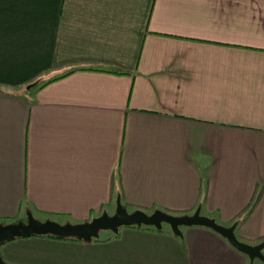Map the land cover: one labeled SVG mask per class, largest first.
<instances>
[{"label":"crops","instance_id":"crops-1","mask_svg":"<svg viewBox=\"0 0 264 264\" xmlns=\"http://www.w3.org/2000/svg\"><path fill=\"white\" fill-rule=\"evenodd\" d=\"M117 172L128 210L199 206L226 226L262 189L235 234L264 240V0H0V218L114 212ZM161 229L122 226L90 242L18 237L0 255L264 264L209 227Z\"/></svg>","mask_w":264,"mask_h":264},{"label":"water","instance_id":"water-1","mask_svg":"<svg viewBox=\"0 0 264 264\" xmlns=\"http://www.w3.org/2000/svg\"><path fill=\"white\" fill-rule=\"evenodd\" d=\"M31 86L32 84H29L27 88ZM25 214V220L18 219L12 222L0 223V245L14 238L31 235H53L59 238L73 237L84 242H90L93 238L99 237V232L102 230L118 233L120 227L133 225H149L160 229L163 223L169 225L173 234L181 236V226L200 225L209 227L219 233L231 246L246 254L250 259L258 258L264 262L262 251L264 240L251 244L238 239L235 234L236 223L228 226L220 224L214 218L201 214L199 206L191 214H172L159 208L147 213L142 209L128 210L118 194L115 199L113 213L103 210L101 214L83 222H59L50 217L38 219L30 209H26ZM0 264H8L1 255Z\"/></svg>","mask_w":264,"mask_h":264},{"label":"trees","instance_id":"trees-1","mask_svg":"<svg viewBox=\"0 0 264 264\" xmlns=\"http://www.w3.org/2000/svg\"><path fill=\"white\" fill-rule=\"evenodd\" d=\"M125 73H127V71L123 70ZM122 71V73H123ZM65 75V74H63ZM63 75L61 76H56L54 78H50V79H47V80H44L42 81L39 78H37L34 82H33V86L35 89H39L41 87H43L44 85H46L47 83H49L50 81L54 80V79H57V78H60L62 77ZM120 176H119V173L117 172V174L115 175V178H113V184H112V194H111V201L112 199H114V197H116L118 194L121 196V192H120ZM261 193H262V189H257L254 193V195L252 196V199L250 200L249 204L243 209L241 210V212L238 214L237 217L234 218V221L232 222L233 223H236V227L237 226H240L244 220L252 213V211L255 209L256 205L258 204L259 202V199L261 197ZM115 201V200H114ZM198 207V206H197ZM164 210V209H162ZM169 213H172V214H179V215H182V214H189V212L192 211L191 210H165ZM49 216H54L55 214H48ZM95 214H92L91 218L94 217ZM18 220L17 218H10V217H3V218H0V223H7V222H11V221H16ZM135 226V225H133ZM137 227H145V228H151L157 232H161L163 231L161 228L160 229H157L155 228L154 226H149V225H141V226H137ZM118 233H112V236H117ZM38 236H43V237H51V238H59L57 236H53V235H38ZM179 236V235H178ZM181 237V236H179ZM59 239H65V240H73V241H81L80 239H77V238H73V237H68V238H59ZM108 239V238H107ZM93 240L97 241L99 240V238H93ZM247 242H250V241H247Z\"/></svg>","mask_w":264,"mask_h":264},{"label":"rangeland","instance_id":"rangeland-1","mask_svg":"<svg viewBox=\"0 0 264 264\" xmlns=\"http://www.w3.org/2000/svg\"><path fill=\"white\" fill-rule=\"evenodd\" d=\"M34 82V81H33ZM32 85H33V83H32ZM113 204H115V202H114V200L112 201V204L110 205L111 207L109 208V210L110 211H112V206H113ZM114 211V210H113ZM111 213H113V212H111ZM37 215V217H38V219H44L43 217L44 216H42V215H38V214H36ZM25 218H26V215H25V213H23L22 214V220H25ZM61 221H62V219L61 218H59ZM163 227H164V229H168V225L166 224V223H163ZM107 234H112L111 233V231L110 230H102V231H100L99 232V237H105Z\"/></svg>","mask_w":264,"mask_h":264}]
</instances>
